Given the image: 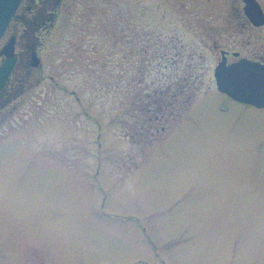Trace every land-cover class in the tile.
<instances>
[{
  "label": "rangeland",
  "instance_id": "374dc122",
  "mask_svg": "<svg viewBox=\"0 0 264 264\" xmlns=\"http://www.w3.org/2000/svg\"><path fill=\"white\" fill-rule=\"evenodd\" d=\"M230 3L64 0L49 31L17 9L0 264H264V108L212 73L220 48L254 56L264 26L236 43ZM149 82L169 89L159 117L140 112Z\"/></svg>",
  "mask_w": 264,
  "mask_h": 264
},
{
  "label": "water",
  "instance_id": "95a60500",
  "mask_svg": "<svg viewBox=\"0 0 264 264\" xmlns=\"http://www.w3.org/2000/svg\"><path fill=\"white\" fill-rule=\"evenodd\" d=\"M20 0H0V37L2 36L8 21L17 9ZM245 14L255 25L264 23V14L256 0H244ZM14 37H11L2 47L0 54L5 60L0 65V91L15 65ZM31 65L36 66L38 59L35 54ZM225 57L215 67L213 73L216 88L231 99L252 105L256 108L264 107V65L259 62L241 59L230 65H226Z\"/></svg>",
  "mask_w": 264,
  "mask_h": 264
},
{
  "label": "flooded vegetation",
  "instance_id": "af4514ba",
  "mask_svg": "<svg viewBox=\"0 0 264 264\" xmlns=\"http://www.w3.org/2000/svg\"><path fill=\"white\" fill-rule=\"evenodd\" d=\"M64 0H20L19 2V6L18 8L21 9V11L23 12V14L29 13V20H25V21H29L32 23V25H36L37 28H42L44 31L47 30L49 31V29L51 27H53L54 25V21H55V17L61 7V5L63 4ZM231 1L230 5L233 7L232 8V13L233 16L228 18L226 21V26L228 28H232L233 30H231V37L232 39L237 43H243L244 41H241V33L240 31H242V34L245 32V35L248 33L249 31L250 33L253 32V30H258L260 29L262 26H264V24L262 26H254L253 23L248 19V16L245 14L244 11V7H245V2L244 0H229ZM263 13H264V1L262 0H256ZM20 21V20H19ZM235 29V30H234ZM240 29V31H238ZM240 36V37H239ZM34 38H36V36H34ZM249 38V37H248ZM37 39V38H36ZM246 43H245V47H247V43H249L250 41H248V39H246ZM262 43L260 45V47L256 48V51H253L252 53H254V56H249V54H247V52L243 51V49L241 48V50H227V49H221L219 50V54H220V58L222 56L225 57V62L227 64H232L238 60L241 61V59H246V60H250V61H255V62H259L261 64L264 65V35H262V39L260 40ZM38 48L35 47V49L33 50V52H37ZM250 51V50H247ZM33 55V53H32ZM222 55V56H221ZM230 57L232 58V60H229ZM17 59V58H16ZM17 61V60H16ZM17 64V62H16ZM29 63H25V65H28ZM3 110V101L0 98V113Z\"/></svg>",
  "mask_w": 264,
  "mask_h": 264
},
{
  "label": "trees",
  "instance_id": "16d2710c",
  "mask_svg": "<svg viewBox=\"0 0 264 264\" xmlns=\"http://www.w3.org/2000/svg\"><path fill=\"white\" fill-rule=\"evenodd\" d=\"M36 41V39H34ZM146 68H143V80H145V74L147 73V71L145 72ZM16 69H14L15 71ZM13 72L12 75H13ZM142 72V70H141ZM165 86V85H164ZM176 90L171 92V97H176ZM138 97V101L139 103H141V109L140 112H149V111H153L155 112V117H159L161 116L163 110L165 109L166 106H168V103L166 102V99L169 97V89L164 87L162 88V86L158 87V86H153V83L149 82L146 83V85L140 89L139 95ZM179 109H177V107L175 106H171V109H169V117H176L179 114Z\"/></svg>",
  "mask_w": 264,
  "mask_h": 264
}]
</instances>
